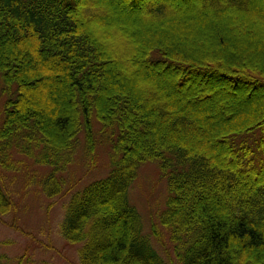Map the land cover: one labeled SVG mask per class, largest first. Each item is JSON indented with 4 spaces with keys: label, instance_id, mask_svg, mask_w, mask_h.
I'll return each instance as SVG.
<instances>
[{
    "label": "trees",
    "instance_id": "1",
    "mask_svg": "<svg viewBox=\"0 0 264 264\" xmlns=\"http://www.w3.org/2000/svg\"><path fill=\"white\" fill-rule=\"evenodd\" d=\"M128 1L154 27H166L180 20L181 1L192 0ZM193 1L229 27L231 39L219 24L211 27V51L227 58L237 48L233 63L203 59L201 47L169 37L172 28L157 30L158 40L143 35L141 52L131 57L115 53L110 41L117 34H104L100 0H0V82L9 95L15 89L4 105L0 169H13L15 155L33 159L50 169L41 186L53 198L63 192L61 175L74 163L81 136L90 158L96 124L114 136L108 177L74 194L61 224L65 240L81 245V264H170L143 234L129 200L147 163L158 166L170 193L160 220L171 264H264V149L251 157L256 152L238 141L264 130V108L221 122L226 131L203 148L204 137L195 135L202 115L161 98L157 88L126 82L124 65L137 61L157 77L171 71L178 90L219 78L233 89L264 92V37L246 21L254 0ZM200 93L190 91L191 104L211 98ZM13 208L0 176V217Z\"/></svg>",
    "mask_w": 264,
    "mask_h": 264
},
{
    "label": "rangeland",
    "instance_id": "2",
    "mask_svg": "<svg viewBox=\"0 0 264 264\" xmlns=\"http://www.w3.org/2000/svg\"><path fill=\"white\" fill-rule=\"evenodd\" d=\"M100 1L102 10L98 13L107 16L104 20L107 25L103 28L104 34L107 37V34H117L111 36L110 41L115 53L119 51L118 53L123 52L131 57L136 54V50L141 52L138 43L143 35L149 34L158 40L157 30L172 28L168 33L169 37L174 35L178 40H183L185 45L201 47L203 59L229 64L233 63L229 61L233 59V55L238 54L237 48L232 47L227 50L228 55L224 56H228L229 59L216 58L212 55L211 50L215 49V37L209 30L215 26V23L219 24V20L211 13L205 10L203 12V7H197L193 0L186 3L181 1L183 9L179 12L180 20L166 27H154L140 14L139 7L131 8L128 0ZM224 17L230 16L225 13ZM246 21L250 23V30H255L254 32L262 40L264 24L261 21H264V0H254ZM219 25L225 28L222 29L228 38H233L229 34L228 26ZM124 69L130 76L126 82H131L133 87L142 90L146 86L157 88L161 98L202 115L200 123L202 131H198L195 135L204 137L201 138L203 148L210 145L208 139L212 135L226 131L223 125L230 123L236 116L249 112L252 108H264V92H254L251 88L236 90L223 79H206L199 81V85L192 84L188 90L187 87L178 90L175 86L178 78L157 77L154 72L140 69L137 61L132 65L125 64ZM2 87L0 82V127L4 119V105L15 94L14 88L12 96L4 92ZM205 87L211 89L200 93V99L209 93L211 98L217 97L216 102L207 103L208 99L204 98L203 102L197 103V101L191 104L196 96L189 98L187 92ZM95 133L94 156L90 158L87 155L85 137L81 136L80 148L74 163L61 175L65 180L63 192L53 198L48 197L41 186V181L50 169L37 166L33 159L15 155L12 161L13 169H0L3 189L14 204L10 214L0 217V257L3 264H81L79 256L81 245L70 244L65 240L61 233V224L71 197L82 192L92 183L107 178L111 171L110 152L114 136L110 131L103 132L99 124H96ZM238 141L240 147H248L252 153L256 152L251 157L260 155L262 151L259 147L264 149V130ZM169 195L167 182L161 177L158 166L154 163H147L141 167L137 180L129 190L130 203L137 208L142 217L143 234L151 239L159 255L171 264L176 263L175 256L169 233L160 220L166 210ZM153 231H156L159 238L153 235Z\"/></svg>",
    "mask_w": 264,
    "mask_h": 264
},
{
    "label": "bare ground",
    "instance_id": "3",
    "mask_svg": "<svg viewBox=\"0 0 264 264\" xmlns=\"http://www.w3.org/2000/svg\"><path fill=\"white\" fill-rule=\"evenodd\" d=\"M169 72H171V71H166L165 73V76H171L170 75V73ZM211 88L210 87H205L204 89H200L199 90V92H206V91H208V90H210ZM242 89H244V88H242ZM188 90V89H187ZM237 90V89H236ZM187 94H189L188 92H187ZM216 100H217V97L216 96H212V98H210V99H208V100H206L207 101V103H211V102H216Z\"/></svg>",
    "mask_w": 264,
    "mask_h": 264
}]
</instances>
